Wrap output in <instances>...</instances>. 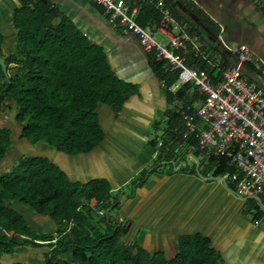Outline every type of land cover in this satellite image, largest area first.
<instances>
[{
    "label": "trees",
    "instance_id": "trees-1",
    "mask_svg": "<svg viewBox=\"0 0 264 264\" xmlns=\"http://www.w3.org/2000/svg\"><path fill=\"white\" fill-rule=\"evenodd\" d=\"M16 2L11 21L15 32L13 49H5L7 35L0 30V58L7 71L3 72L0 64V121L8 109L14 108L19 129L14 141L13 127L0 123V163L15 142L21 141L33 147L43 144L71 156L94 150L105 138L98 106L106 105L118 114L137 93L136 85L117 75L105 48L81 31L53 0ZM127 2L138 8L137 22L141 26L160 19L153 0ZM166 7L177 21L185 22L178 9L170 3ZM191 14L204 20L194 8L188 9L187 15ZM199 30L191 22L190 31ZM207 53L203 49L205 56H209ZM146 55L149 67L163 81L167 102L161 141L155 137L149 141L158 149L150 167L156 169L164 165L163 161L179 163L181 112L193 113L203 96L190 85L170 91L177 74L156 63L153 52ZM184 55L187 65L207 70L215 80L219 78L213 74L215 67H209L203 57L196 58L188 52ZM156 125H160V120ZM198 153L201 152H193L200 171ZM205 162L203 174L211 173L213 177L233 170L226 157L211 156ZM181 169L196 172L192 163ZM147 171L139 181L144 180ZM137 183L138 180L129 182L132 186ZM92 199L102 215L92 209ZM12 202L29 207L38 218L50 219L58 226L59 234L35 231L28 219L12 207ZM118 207V198L111 194L105 178L76 181L48 157L22 154L10 171H0V264L25 246L47 247L41 264H220L219 254L202 234L181 236L173 256L124 241L130 223L113 222L106 213L107 208ZM253 207V218L264 221V209L255 201L246 208L250 211Z\"/></svg>",
    "mask_w": 264,
    "mask_h": 264
},
{
    "label": "crops",
    "instance_id": "crops-1",
    "mask_svg": "<svg viewBox=\"0 0 264 264\" xmlns=\"http://www.w3.org/2000/svg\"><path fill=\"white\" fill-rule=\"evenodd\" d=\"M53 1L81 31L105 48L114 71L121 79L135 84L137 93L130 97L118 114L106 105L98 106L105 138L90 152L71 156L43 144L33 147L27 141L21 143L27 148L40 149L39 152L33 150L32 155L48 157L73 180L86 182L105 178L110 183L112 195L133 179L138 180L126 192L127 198L119 203L111 219L113 222L130 223L124 238L126 242H137L150 252L164 251L169 256L177 252L181 236L202 234L219 254L220 264H264V221L253 218L254 207L250 211L246 208L248 204H253L254 198L245 200L239 197L229 181L225 186L218 179H206L213 177L211 173L201 177L196 172L181 168L177 171L148 168L158 154L157 147L151 148L149 141L154 137L161 141L163 127L160 125L166 121L167 102L162 89L163 81L149 67L146 52L136 37L123 35L118 27L111 26L90 0ZM153 1L165 6L170 3L184 16L181 20L189 27L191 22L197 25L200 30L194 33L201 38L203 49L208 50L209 56L216 58L218 55L229 64L234 63L233 54L226 49H217L220 36V42L228 47L245 44L264 59V0ZM14 7L5 9L11 21ZM190 8L198 10L207 22L200 21L194 14L187 15ZM244 72L264 90V80L251 64L245 65ZM213 74L219 76L217 68ZM201 103H197L195 109ZM158 120L160 125L157 127ZM184 146L178 147L179 153ZM193 152L188 150L185 156L179 155V162ZM196 160L195 155L190 157L193 165ZM204 160L207 158L204 157ZM146 169L144 180L139 181ZM26 218L37 232L59 234L58 226L46 217L28 214ZM27 249L30 251L28 254H14L2 259L1 263L36 264L30 256L36 248ZM42 249L47 250V247ZM21 251L24 252V249Z\"/></svg>",
    "mask_w": 264,
    "mask_h": 264
},
{
    "label": "built area",
    "instance_id": "built-area-1",
    "mask_svg": "<svg viewBox=\"0 0 264 264\" xmlns=\"http://www.w3.org/2000/svg\"><path fill=\"white\" fill-rule=\"evenodd\" d=\"M92 1L100 6L111 26L118 27L123 35L135 36L146 53H154L156 63L177 74L170 91L191 85L202 94L203 101L193 113L181 112L180 146L188 145L189 151L202 152L206 158H228L233 170L222 177L242 199L264 195V90L244 72L245 65L251 64L264 80V59L245 44L230 48L222 43L234 55L233 64L223 58L218 62L214 55L205 56L199 35L190 31L188 23L177 21L161 2H154L161 14L159 21L141 26L137 22L138 8L131 7L127 0ZM155 33L162 35L165 43ZM186 52L203 57L209 67L217 68L219 78L215 80L207 70L187 65ZM90 205L103 214L95 200Z\"/></svg>",
    "mask_w": 264,
    "mask_h": 264
},
{
    "label": "rangeland",
    "instance_id": "rangeland-1",
    "mask_svg": "<svg viewBox=\"0 0 264 264\" xmlns=\"http://www.w3.org/2000/svg\"><path fill=\"white\" fill-rule=\"evenodd\" d=\"M17 4L18 3L15 0H0V30H2L3 32H6V34H7V36H6L7 40H6V44H5V49H7V50L12 49V47H13L14 39H15V32L13 31L12 22H11L10 18H8L6 16V14H5V12H6L5 9L7 8L9 10L13 5L16 6ZM1 9H2V11H1ZM155 37L158 40H160L162 43H165V39L162 36H160L159 34L155 33ZM216 46H217V49L220 48L222 50H225L223 44L220 41H218V44ZM216 58H218V62L221 61V58L218 55L216 56ZM11 66L14 67V65H11ZM14 114H15V109L14 108H11L10 110L8 109L2 115V117H1L2 120L0 121V123L6 124V125H10L11 127H13V130L15 131L14 132V141H16L15 138H16V136L18 134L19 127L14 121ZM160 126L164 127L165 126V122H161ZM153 147H155V146H152L151 148H153ZM33 150L34 151L36 150L37 152H39L40 149H38V148L37 149H31V147L27 148V145H24V143L20 142V143L16 144V142H15L13 148L9 149V151L6 154V156L4 157L3 161L0 163V171L1 172L10 171L12 169V167L16 164L17 159L22 154L32 155L34 153ZM188 150H189V146L188 145L184 146L183 150L179 153V155L180 156H185ZM198 156H199V159L201 160L200 171L198 170L199 171L198 175H200L202 177L203 175H205V174H203L204 167H205V160H204L205 156H204V154L202 152L198 153ZM154 161L152 160V162L149 164L148 168H150L152 166ZM194 164H195V162H194ZM156 169L174 171L173 165H171V164H164V165H162L160 167H157ZM201 173L203 175H201ZM135 180L136 179H133V181H135ZM132 187H133L132 184H127L121 189L120 192L115 191L114 194H113L114 198L115 197L118 198L119 203H122L127 198V193L132 189ZM254 201L257 203V205H258V207L260 209H264V207L262 206V204L264 205V195L261 196L262 204H260L256 200H254ZM12 207L17 209L25 217L28 214H34L29 207L22 206L19 203L12 202ZM106 210H107L106 213L108 214L107 215L108 218L112 219L113 216H114V211L116 209L114 210V209H110V208L108 209L107 208ZM248 215L251 216V213H248ZM27 247H29V246H25V247L19 248L20 252H18V253H20V254H28L30 251H29V249H27ZM32 248H36V249L32 250L34 252L30 255L31 259H32V260L31 259L30 260L35 262L36 264H41L42 260L44 259V254L46 253V250H43L42 247H32ZM22 249H24L25 253L23 251H21ZM172 254L173 253H170L169 256H173Z\"/></svg>",
    "mask_w": 264,
    "mask_h": 264
},
{
    "label": "water",
    "instance_id": "water-1",
    "mask_svg": "<svg viewBox=\"0 0 264 264\" xmlns=\"http://www.w3.org/2000/svg\"><path fill=\"white\" fill-rule=\"evenodd\" d=\"M0 64H1V67H2L3 72L6 73L7 72L6 71V66H5L4 60L2 58H0ZM190 157L194 158V155L193 154H189L188 156H186V158H185L184 161L179 162L177 165H175V163L172 162L171 164L173 165L174 170L175 171L179 170L181 168V166H187V165L188 166H191ZM163 163L165 164L167 162L166 161H163ZM198 166H199V161L196 160L195 171H196L197 174H199ZM209 178H215V179H219L220 178L222 180L223 184L225 186H227V182H226V180L223 177H208L206 179H209ZM254 199L257 200L259 203L261 202V199H260L259 196H255ZM262 206L264 207L263 204H262Z\"/></svg>",
    "mask_w": 264,
    "mask_h": 264
}]
</instances>
